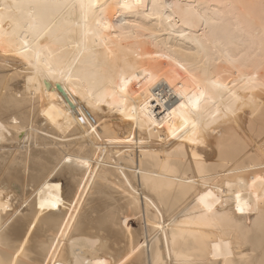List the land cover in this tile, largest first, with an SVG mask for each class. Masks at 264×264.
I'll use <instances>...</instances> for the list:
<instances>
[{
    "label": "bare ground",
    "instance_id": "obj_1",
    "mask_svg": "<svg viewBox=\"0 0 264 264\" xmlns=\"http://www.w3.org/2000/svg\"><path fill=\"white\" fill-rule=\"evenodd\" d=\"M45 2L52 0H0L6 33L0 36V204L8 205L7 212L0 208V232L7 230L13 246L27 239L21 258L119 264L133 246L134 264L264 258V90L245 92L241 82L234 97L212 83L250 72L264 79V22L244 7L259 0H146L150 12L153 2L174 6L151 17L118 7L125 0H95L105 7L86 20L79 8L30 7ZM222 3L236 7H215ZM25 39L28 55L41 50L43 74L35 85L28 81L35 70L15 55ZM122 80L129 81L126 94L119 91ZM133 107L136 119L121 114ZM49 109L56 123L44 116ZM150 116L158 118L151 134ZM197 169L207 173L204 179ZM185 177L198 181L194 188ZM206 190L221 201L214 215L205 216L197 203ZM237 194L244 212L236 210Z\"/></svg>",
    "mask_w": 264,
    "mask_h": 264
},
{
    "label": "snow or ice",
    "instance_id": "obj_2",
    "mask_svg": "<svg viewBox=\"0 0 264 264\" xmlns=\"http://www.w3.org/2000/svg\"><path fill=\"white\" fill-rule=\"evenodd\" d=\"M16 7L19 8L20 6L16 5ZM30 7L34 8V9H48V10H52V11L57 12V13L61 10H64V9H71L74 13L75 10L77 8H79L81 11L82 17L86 20L89 13H91L94 9L100 8L101 10H103L105 5L97 4L95 2V0H89L88 3H84L83 0H80L79 3L69 2V0H64V2H57V0H52V2H45V3L30 5ZM118 7H120L121 9L127 10V11H134L137 14H139L140 10H144V15L151 17V16L155 15V10L158 8L174 7V6L173 5H159L155 2H153V3H151V8L153 9V11L150 12V11H148V4L146 3V0H132V2H128V0H125V2L122 4H119ZM215 7L223 9V8H234L236 6L232 5V4L222 3V4L217 5ZM244 7H247L253 13L258 12L259 16L261 18V21L264 22V0H259V3H253V4L245 5ZM222 14L223 13H221V15ZM29 16H33V13H29ZM3 19L4 18L2 16H0V36L6 35V33L4 32V29L2 27ZM164 19H167L169 22H171L173 19V16H171V15L164 16L163 14H161V20H164ZM215 22L216 21H213V23H215ZM99 23H100V21L97 20V24H99ZM127 23H128V21L125 20V24H127ZM132 26L134 28L141 29L140 24H133ZM141 30L147 31V29H141ZM43 35H45V33H40V36H43ZM87 35H88V33H84L85 37ZM40 36H38V38H40ZM22 48H23V50L17 51L15 53V55L22 56L23 59H25L28 62L29 66L35 70V73L30 74L29 78H28L29 84L35 85L38 82L39 77L43 74V68L41 66V60H40L41 50H39V49L36 50L34 53V57L28 55L30 48H29V41L27 39H25L23 41ZM33 58H35V61H36L34 64L32 63ZM45 67H47L49 70V73H51L50 61L46 62ZM181 67H183V65H181ZM68 71L70 73L71 69L69 68ZM234 73L238 74V70L234 69ZM192 78H193V80H195V76H193ZM133 79H138V78L133 77ZM241 82H242V84H241L242 90L245 92H252V91H255L257 88H259L260 90H264V79H261L260 76L254 72H250L247 76L240 77L239 80H236L234 82L223 83L220 81H213L212 83H213L214 88L221 89L225 92H228L229 95H232L235 97L236 84L241 83ZM128 83H129V81H123L122 80V86L119 89V91L121 93L126 94ZM30 91L38 92V89L33 87L32 89H30ZM203 96H204V93L201 92L200 97H203ZM6 98H7V92L5 91V99ZM35 98L38 99L39 97L36 96ZM198 99L199 98H197L196 100L190 101V104L193 108L197 107ZM236 99H239V98L236 97ZM153 102L158 103V100H156V98L154 97ZM99 103L102 104V103H104V101L100 100ZM121 103H124V101H121ZM111 106L112 105H109V107H111ZM149 107H150V105L146 104L144 107H142L140 109V111L145 112L147 110V108H149ZM181 107L183 108L184 105H181ZM120 111H121L122 115H125L127 117V119H129V120L136 119V116L134 115V113H136L137 110L135 107L129 109L127 112L123 108H121ZM174 113H175V109H173L172 112H170L168 114V117H165V120H160L159 123L156 124V126L159 128H162L164 126L165 121L168 118H170ZM43 114L49 120H51L52 123H56V117L53 115L51 109H49V111L44 112ZM80 119H81V122H83L84 117L81 116ZM156 119H158V118L151 117V116L146 117L147 123L149 125V134H151V132H152V125ZM13 122H15V121L13 120ZM187 124H188V121L185 120L184 126H187ZM195 127H196V125L193 124L192 128L195 129ZM92 132L95 133L96 129L93 128ZM181 132H182V129H181ZM170 134L172 136H177V131L175 129H171V126H170ZM193 135H195V133H193ZM177 138H179V137H177ZM192 142L198 143V141H196V140H192ZM141 143H143V141H141ZM70 161H71V158H69V162ZM81 163L83 164V166L86 169L91 168V165L87 161H81ZM197 171L199 172V179H204L206 177V175H207L206 172L201 171L200 169H197ZM89 175H91L90 172H89ZM85 179L87 181V178H85ZM197 182H198L197 180L189 181V180H187L186 177L183 178V183L187 184L189 188H194L195 185L197 184ZM253 183H255V181H253ZM56 187H59V185H56ZM170 188L174 191L175 185H170ZM205 188L210 189V186L205 185ZM153 199H155V197H153ZM236 200H237L236 210L239 212H244L245 206L241 205L239 194L236 195ZM145 202L150 203L147 200V197H145ZM197 203H198V205L202 206V208L204 210V215L207 216V214H213L214 215V213H213L214 206H215V204L221 203V201L219 199H217V197L213 194L212 190H206L203 192L202 195L197 193ZM246 203L247 202H245V205H246ZM44 207H45V204L41 203L40 208L43 209ZM50 207L56 208L57 204H51ZM150 207L155 209L157 212L163 211V209L160 208L158 204L153 205L150 203ZM0 208H2L6 212L8 211V205L6 203L0 204ZM69 219H71V215H69ZM162 219H163L162 217H158V219L155 223V228H156L158 233L160 231L164 230V225L162 223ZM127 223H128V221L125 220L124 224L126 226H127ZM65 226L70 227V225H68L67 222H65ZM129 231H131V229H129ZM261 232H262V234H264V223L261 224ZM60 235L61 236L64 235L63 230H61ZM12 240H13V238L11 236H9L7 230L0 232V264H29V262L26 259L21 258L22 254H24V252H25L23 245L27 243V239L24 238L23 243L17 242L15 244V246H13ZM165 240H166V237H165ZM59 244H60V240H59V237H57L56 245H53V251H55V247L58 246ZM214 247L219 249L218 245H214ZM137 251H139V249L136 248L135 246H133V249L131 251H129L126 255L122 256V258L119 260V264H134L132 257L134 256L135 252H137ZM69 264H71V262H69ZM97 264H101V262L97 261ZM112 264H116L115 259H113ZM192 264H195V261H193ZM225 264H235V262L229 261L225 257ZM249 264H264V258L259 259V261L252 259L249 261Z\"/></svg>",
    "mask_w": 264,
    "mask_h": 264
},
{
    "label": "rangeland",
    "instance_id": "obj_3",
    "mask_svg": "<svg viewBox=\"0 0 264 264\" xmlns=\"http://www.w3.org/2000/svg\"><path fill=\"white\" fill-rule=\"evenodd\" d=\"M20 94H18L17 96H19ZM135 220H132L131 222H130V225L132 224L133 226H136V222H134ZM135 224V225H134Z\"/></svg>",
    "mask_w": 264,
    "mask_h": 264
}]
</instances>
